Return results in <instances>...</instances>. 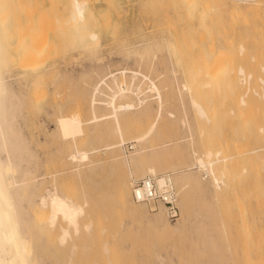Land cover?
I'll return each mask as SVG.
<instances>
[{
    "label": "rangeland",
    "instance_id": "1",
    "mask_svg": "<svg viewBox=\"0 0 264 264\" xmlns=\"http://www.w3.org/2000/svg\"><path fill=\"white\" fill-rule=\"evenodd\" d=\"M80 1L84 15L75 24L68 19L72 0L5 2L10 54L1 72L11 89L2 100L8 111L13 109L9 114L14 117L7 112L5 122L14 123L15 132H0L5 140H0V160L10 161L3 170L9 177L5 183L15 190L19 214L31 203L43 206L40 196L55 192L81 203L79 220L92 222L90 230L72 232L61 245L55 231L39 226L38 209L30 205L31 214L25 209L29 216L20 214L28 218L24 221L35 215L30 229H36V237L24 228L30 221L22 229L24 239H37V247L26 239L30 264H247L248 249L247 255L261 256L259 264H264V0ZM91 30L95 40L87 36ZM104 76L113 87L129 84L134 92L117 103L135 105L122 115L124 143L106 150L103 144L117 142L120 135L111 117L92 120L90 104L93 86ZM151 81L162 94L159 116ZM105 83L97 95L98 115L111 111L106 102L117 89ZM61 116H78L81 135L63 137ZM154 121L153 132L137 141ZM92 144L102 146L89 160L70 159L76 147L91 151ZM130 156L139 163H131ZM197 157L205 165L199 166ZM10 163L14 169H8ZM150 164L159 174L173 175L177 219H169L162 207L133 200V177L150 174L144 173ZM27 170L32 174L23 173ZM125 179L130 203L142 209L139 217L111 210L119 181ZM23 183L31 190L35 186L31 201L21 196L25 190L19 192Z\"/></svg>",
    "mask_w": 264,
    "mask_h": 264
},
{
    "label": "bare ground",
    "instance_id": "2",
    "mask_svg": "<svg viewBox=\"0 0 264 264\" xmlns=\"http://www.w3.org/2000/svg\"><path fill=\"white\" fill-rule=\"evenodd\" d=\"M83 1V0H82ZM187 1V0H186ZM191 0H189V2H190ZM194 0H192L191 2H193ZM6 0H0V105H1V107H0V132L1 133H3V132H8V134L9 135H12L13 133H15V132H13V125H14V123H13V121L12 120H10V121H12V123H13V125L12 124H9V123H6L5 121H6V119H7V115H6V113L8 112V114H9V112L11 113V110H13V109H9V111L7 110V108L8 107H4V105H3V103H5V102H3V100H2V95H3V93L5 94V92H7V91H9L11 88H10V84H8V82H10V81H8L7 80V78L4 80V76H3V74L2 73H4L3 71L1 72V67L4 65V64H6V62H7V57H8V55L10 54V51L7 49V45H6V41H7V38H6V34H5V30L7 29V24H8V14L4 11L5 10V6H6ZM88 8V7H87ZM84 15V3L83 2H81L80 0H72V11H71V14H70V16H69V21H71L72 22V24H75V23H79L80 21H81V18H82V16ZM257 15V14H256ZM262 15H264V14H262ZM261 17V16H260ZM263 20V19H262ZM67 22V21H66ZM251 22H253V21H251ZM68 23V22H67ZM252 25H253V23H251ZM251 25V26H252ZM255 25V24H254ZM257 25V24H256ZM254 27H256V26H254ZM253 27V28H254ZM259 28V27H258ZM257 30V29H256ZM253 33H255V30H254V32ZM258 32L256 31V34H257ZM88 38L90 37L91 39H96V36H97V33H95L94 31H90L89 33H88ZM255 37V36H254ZM256 37H257V35H256ZM94 39V40H95ZM120 39V38H119ZM252 39H255V38H252ZM257 39V38H256ZM87 40H89V39H87ZM90 45V44H89ZM211 48V47H210ZM213 50H214V47H213ZM216 50V49H215ZM8 51H9V53H8ZM208 51H211V50H208ZM218 51V50H217ZM220 51V50H219ZM218 51V52H219ZM211 53V52H210ZM217 53V52H216ZM213 56H214V54H213ZM214 61V60H213ZM218 62H223V60L222 61H218ZM10 68V67H9ZM223 69V68H222ZM224 69H226V68H224ZM5 70H8V69H5ZM228 70V69H227ZM9 71V70H8ZM11 71V70H10ZM32 71V70H31ZM34 71V70H33ZM133 72V71H132ZM222 72V71H221ZM113 73V72H112ZM120 73H121V71H120ZM220 73V72H219ZM5 74V73H4ZM7 74V73H6ZM31 74V73H30ZM111 74V73H110ZM110 74H109V76H110ZM122 74L123 75H125V71H123L122 70ZM117 75V74H116ZM121 75V74H120ZM119 75V76H120ZM134 75H136V73L135 72H133V76ZM218 75V74H217ZM10 76V75H9ZM31 76V75H30ZM106 76H107V73H106ZM112 77L111 78H113V80H118V83H116V84H121V83H119V79H117V77L115 76V74H112L111 75ZM132 76V77H133ZM105 77V76H104ZM104 77H102L101 79H100V81H101V83H100V81H97V83L93 86V89H92V91H91V94H90V104L92 105L91 107V113H92V115H93V117H92V120H94V121H100V120H103L104 121V119H108V117H111L112 118V120L114 121V125H115V129H116V131H117V133L120 135V138H119V140L117 141V142H107L106 144H103L104 146V149L106 150V149H115V147H118V146H122V144L124 143V141H125V138H124V136H123V134H124V128H123V114H125V113H128V112H130V110H132L134 107H135V105H134V103L133 102H130V101H127V102H125V103H117V99L118 98H120V97H124V96H126L129 92H134V90H132V89H130V87L128 86V85H125V83L123 82V84H124V86L123 87H121L120 85H115L114 87L112 86V84L111 83H109L108 82V84H109V87H110V85H111V87H113V88H115L116 86H117V89L115 88L114 90L113 89H111V90H113V95L111 94V99L110 100H108L107 102H106V104H108V106L111 108V111L109 112V113H107L109 116H106L107 114H105V113H103V115H98L97 114V112H96V106H97V104H99L100 106H101V103L99 102L100 100V98H98L97 97V95L98 94H100L101 92H102V90H101V84L103 83H105L106 82V77L104 78ZM146 77V76H145ZM223 77V76H222ZM110 78V79H111ZM214 78H215V76H214ZM108 79V78H107ZM218 79V78H217ZM216 79V80H217ZM223 79V78H222ZM6 80L8 81V82H6ZM108 81V80H107ZM112 80H110V82H111ZM117 82V81H116ZM222 82V81H221ZM108 84H106L105 83V85H107L108 86ZM127 84V83H126ZM234 84V83H233ZM12 86V85H11ZM149 87H150V89L151 90H154L155 92H156V98L158 99V110H157V116H159L160 114H161V109H162V94H161V91L159 90V88L157 87V85H156V83L155 82H153V81H151V84L149 85ZM132 88V87H131ZM139 88V87H138ZM102 89H104V88H102ZM136 89V88H135ZM137 91L139 90V89H136ZM241 90V89H240ZM12 91V90H11ZM136 91V92H137ZM12 92H14V91H12ZM12 92H11V94H12ZM16 92V91H15ZM112 93V92H111ZM138 93V92H137ZM7 94H8V92H7ZM6 94V95H7ZM14 94V93H13ZM17 94V93H16ZM110 94V93H109ZM240 94V93H239ZM8 96V95H7ZM10 96V95H9ZM12 97H13V95H11ZM14 96H16V95H14ZM17 98H19L18 96H16ZM108 97H109V95H108ZM11 98V97H10ZM6 99H8L7 97H6ZM6 99H5V101H6ZM12 99V98H11ZM106 99V98H105ZM231 99V98H230ZM250 99V98H249ZM9 100V99H8ZM14 100V99H13ZM99 100V101H98ZM104 101V100H103ZM8 102H10L11 104H12V102L9 100ZM142 100H140V102L139 103H141L142 104ZM235 102V101H234ZM6 103H7V101H6ZM7 104H9V103H7ZM14 104V103H13ZM13 104H12V106H13ZM195 104H197V103H195ZM6 105V104H5ZM99 105H98V107H99ZM199 105V104H198ZM9 106V105H8ZM11 106V105H10ZM9 106V107H10ZM11 106V107H12ZM10 107V108H11ZM200 107V106H199ZM251 107V106H250ZM14 108V107H13ZM102 108H104V107H102ZM106 108V107H105ZM99 109V108H98ZM241 109V108H240ZM240 109H239V111H240ZM248 109V108H247ZM242 110V109H241ZM200 112H202L203 114H204V110L203 109H201L200 108V110H199ZM235 111H236V109H235ZM243 111V110H242ZM263 112V111H262ZM261 112V113H262ZM264 114V113H263ZM9 115H11V114H9ZM13 115V114H12ZM12 115H11V117H12ZM102 116V117H101ZM13 117H14V115H13ZM240 117V116H239ZM9 118V117H8ZM251 118V117H250ZM250 118L248 119V121L250 120ZM2 120H4V121H2ZM245 120H247V119H245ZM8 121V120H7ZM89 121V120H88ZM88 121H87V123H88ZM15 122V121H14ZM90 122V121H89ZM93 122V121H92ZM253 122V121H252ZM58 123H59V130H61L60 132L62 133V136L63 137H65V136H72V137H76V135L78 134H80L83 130H82V128H83V123H82V121L80 120V118L77 116H61L60 118H59V120H58ZM91 123V122H90ZM89 123V124H90ZM97 122H95V124H96ZM155 124H156V122L154 121L153 122V124L144 132V133H142L141 135H138V136H136V140L137 141H141V140H143V139H145L147 136H149L152 132H153V130H154V128H155ZM12 125V126H11ZM91 125H92V123H91ZM97 125H99V124H97ZM96 125V126H97ZM13 127V128H12ZM15 130V129H14ZM17 131H18V129H17ZM16 131V132H17ZM7 134V133H6ZM19 134V133H18ZM100 134H102V133H100ZM16 135V134H15ZM81 135V134H80ZM99 135V134H98ZM1 136V135H0ZM2 136H4V135H2ZM6 136V135H5ZM18 136V135H17ZM103 136V135H102ZM19 137V136H18ZM95 138V137H94ZM102 138V137H101ZM100 138V136L99 137H97V139L99 140V139H101ZM4 138H2V139H0V140H3ZM7 139V138H6ZM14 139H17V142L16 143H19L20 141H18L19 140V138H14ZM89 139V138H88ZM8 140L9 139H7V142H8ZM13 140V139H12ZM3 141H5V140H3ZM9 141H11V139L9 140ZM91 141V140H90ZM2 142V141H1ZM0 142V143H1ZM97 142H99V141H97ZM6 143V142H5ZM11 143H13V142H11ZM15 143V144H16ZM7 144H9V143H7ZM94 144V143H93ZM93 144H92V149H91V151L90 150H88V149H84V148H78V147H74L75 148V150H74V152H71L70 154H71V156H70V159H71V157H72V159H74V158H77V159H75V160H78L79 159V161H85V159L87 160L88 159V157H89V154L90 153H93V150L95 151L96 149H97V151H98V148L100 147V146H102V145H95L94 147H93ZM4 145V142H3V144L1 143V146H3ZM166 145V144H165ZM5 146H6V144H5ZM10 145H7V147H9ZM16 147H17V144L15 145ZM19 146V145H18ZM24 146V145H23ZM91 146V145H90ZM99 146V147H98ZM20 147V146H19ZM6 148V147H5ZM4 148V149H5ZM13 148V147H12ZM22 148V147H21ZM91 148V147H90ZM11 149V148H10ZM9 149V150H10ZM14 149V148H13ZM13 149H11V151L13 150ZM15 149H17V148H15ZM14 149V150H15ZM100 149V148H99ZM6 150H8V148L6 149ZM118 150V149H117ZM141 150V149H140ZM139 149H138V151L137 150H135L136 152H135V154H140L141 153V151H140ZM13 152H15V151H12V153ZM134 152V151H133ZM9 153H11V152H9ZM24 153V152H23ZM210 153V152H209ZM220 153V152H219ZM19 154V153H18ZM17 153H16V155H18ZM28 154V153H27ZM245 154V153H244ZM15 155V156H16ZM20 155V154H19ZM19 155H18V159H19ZM133 155V157L135 156V157H137V155H134V153L132 154ZM10 155H8V157H9ZM14 156V157H15ZM118 156V155H117ZM29 156H27V158H28ZM116 157V156H115ZM115 157H113V160H114V158ZM125 157H127V156H125ZM131 157L132 156H130V157H128L129 159H130V161H131V163H133V161H135L133 158H132V160H131ZM138 158V157H137ZM2 159V158H1ZM20 159H21V157H20ZM20 159H19V161H20ZM71 159V160H72ZM122 159V158H121ZM124 159V158H123ZM129 159H127L128 161H129ZM8 160V158L6 159V161ZM26 160V159H25ZM89 160V159H88ZM116 160V159H115ZM120 160V159H119ZM118 160V161H119ZM137 160V159H136ZM216 160V159H215ZM220 159H218V161H219ZM5 161V162H6ZM83 161V162H84ZM126 161V160H125ZM138 161V160H137ZM137 161H135V163H137ZM196 161L199 163V166L201 165H205V162L203 161V159L201 158V157H197L196 158ZM195 161V162H196ZM213 161V160H212ZM217 161V160H216ZM8 162H10L9 160H8ZM8 162H6V163H8ZM14 162V161H13ZM16 162V161H15ZM89 162V161H88ZM93 162V161H92ZM4 163V162H3ZM2 163V161L0 160V264H30V262L32 261V259H31V261L29 262V255L32 253V252H29V248H28V246H27V243H26V239H29V238H26V239H24V232H22V229H24V228H26L25 230H27V231H29L30 232V225H32V223H33V221H34V219H35V215H34V218H33V216H32V218H33V220L32 219H29V221H30V223L31 224H29V230L27 229V227H24L23 228V226H28L27 224H26V222H29V221H24V220H28V218L27 219H25V216H24V219L20 216V214L22 213V212H26L27 211V209L28 208H30L29 209V212H30V210L32 209L31 207L33 206V204L31 203V204H29V207H28V205L26 206L27 207V209L25 208V206H23L24 208L22 209V210H24V211H20V214L17 212V209L19 208V206H16V204L19 202V201H16L18 198H16V193H15V190H10L11 189V187L9 188L8 186H7V184L5 183V180H4V178H8V180H9V177L8 176H6V175H4L3 174V170H4V168L6 167L5 165H6V163L5 164H3ZM17 163V162H16ZM119 163V162H118ZM139 163V162H138ZM137 163V164H138ZM209 164H212L213 162H208ZM214 163H215V161H214ZM14 164V163H13ZM11 165V163L10 164H8L9 166H8V169L10 168V165L11 166H13V168H10V169H14L15 168V165ZM101 164V163H100ZM127 164V163H126ZM129 164V163H128ZM142 164V163H141ZM18 165H19V163H18ZM131 165V164H130ZM253 165V164H252ZM20 166V165H19ZM134 164L132 165V168H134ZM93 167V166H92ZM128 167V166H127ZM129 167H131V166H129ZM128 167V168H129ZM141 167H143V166H141ZM257 167V166H256ZM19 168V167H18ZM89 168H91V167H89ZM137 168H138V166L137 167H135V169L137 170ZM139 169H141L140 168V166H139ZM79 170V169H78ZM131 170V169H130ZM142 170V169H141ZM9 171V170H8ZM31 170H27V171H22L23 173H25L26 172V174L28 173L29 175L30 174H32L31 172H30ZM132 172H133V170H131ZM140 171V170H139ZM150 173V174H147V175H155V176H157V181H158V183H159V185L160 186H164L165 185V183H166V179H167V176H166V174H159L158 172H157V169H156V167H155V164H153V165H149L148 167H147V169L145 170L144 169V173ZM175 171V170H174ZM174 171H172L173 173H174ZM177 171V170H176ZM22 172H20V173H22ZM80 172V171H79ZM5 173V172H4ZM130 173V175L131 174H133V173H131V172H129ZM137 173V172H136ZM143 173V172H142ZM158 173V174H157ZM25 174V175H26ZM261 174V173H260ZM8 175H10V174H8ZM21 175L22 174H20V176L19 177H21ZM24 175V174H23ZM24 175V176H25ZM28 175V176H29ZM141 175V174H140ZM172 175V173L170 174V172H169V176L172 178L173 177V175ZM6 176V177H5ZM13 176V175H12ZM27 176V177H28ZM146 176V175H145ZM15 177H17V176H15ZM26 177V176H25ZM24 177V178H25ZM30 177V176H29ZM28 177V178H29ZM32 177V176H31ZM22 178H23V176H22ZM24 178H23V180H24ZM15 179V178H14ZM17 179V178H16ZM31 179V178H30ZM29 179V180H30ZM215 179V178H214ZM13 180V179H12ZM25 180H26V178H25ZM24 180V181H25ZM126 180V179H125ZM135 179H134V177H133V180H132V183H133V181H134ZM172 180L174 181V179L172 178ZM16 181V180H15ZM18 181V180H17ZM19 181H20V179H19ZM18 181V182H19ZM22 181V180H21ZM23 181V182H24ZM28 180H26V182H27ZM216 180H214V182H215ZM14 182V181H13ZM25 182V183H26ZM29 182V181H28ZM30 182H31V180H30ZM29 182V183H30ZM128 180H126V181H124V180H120L119 181V184H118V188H117V190H116V192H115V199L116 200H114L113 202L115 203H113V204H111L112 206H111V210L113 211V212H117V209H118V211H123V212H125V211H127V213L128 214H131L132 213V215H133V213L135 214V213H137V214H135V215H137L138 217L139 216H141L139 213H141L142 211V209L140 210V208L139 207H135L134 205H132L131 203H130V200H129V188H128ZM217 182V181H216ZM9 183V182H8ZM17 183V182H16ZM32 183V182H31ZM15 184V183H14ZM103 184V183H102ZM11 185H12V183H11ZM19 185V184H18ZM22 184H20L19 185V187H21V191L19 190V192H22L23 190H25V192L24 193H20L21 194V196L23 195V197H25L28 201H31L32 200V197H33V192L32 191H34V190H36V189H34L35 188V186H34V190L32 189H29L27 186H24V183H23V187L24 188H26V189H24V188H22V186H21ZM26 185H28V183L26 184ZM32 185V184H31ZM100 186V185H99ZM18 187V186H17ZM99 190H100V188H99ZM48 191V190H47ZM34 192H36V191H34ZM104 192V191H103ZM132 192V191H131ZM177 192H178V190H177ZM47 193V192H46ZM20 194H18L17 193V197H18V195H20ZM36 194H37V192H36ZM40 194V193H39ZM21 196H19L20 198V200H21ZM42 196H44L43 194L40 196L41 197V204L43 205V206H36V200H33L34 202H35V207L38 209V215H37V220L39 221V223H40V225L39 226H41V227H43L44 229V231L46 232V231H49V229H52V232L53 231H55V233L57 234V237H54V235L55 234H53V237L54 238H57L56 239V241H58V243H60L61 245L63 244L64 245V243L67 241V239H68V237L69 236H71V235H73V234H71L72 232L74 233H78V232H80L81 231V229H83L84 230V228H87L88 230H90L89 228H91V224H92V222L91 221H85V222H83V223H81V220H79L80 218V215H82V214H80V213H82V211L84 210V207L82 206V204L81 203H78V202H76L75 200H74V198L73 199H70V197L68 198L67 196V198H65L64 196H62L61 197V195H58L57 193H51V196H47V198H45V197H42ZM264 196V195H263ZM36 197L38 198V195H36ZM39 197V198H40ZM25 198H24V202L26 201L25 200ZM134 200V199H133ZM28 201H26V202H28ZM116 201V202H115ZM135 201V200H134ZM17 202V203H16ZM87 202V201H86ZM135 202H137V201H135ZM84 203V202H83ZM139 203V205H140V203L141 204H143L144 205V202H138ZM263 203V202H262ZM19 204H23V203H19ZM146 204V203H145ZM18 205V204H17ZM20 205V206H21ZM30 205H32L31 207H30ZM38 205V204H37ZM33 206V207H34ZM22 207V206H21ZM34 207V208H35ZM47 208L46 210L44 209V208ZM119 207V208H118ZM17 208V209H16ZM35 208V209H36ZM160 208V207H159ZM21 209V208H20ZM25 209H26V211H25ZM161 210V209H160ZM33 212V211H32ZM32 212H30V214L32 213ZM28 213V212H27ZM85 213V212H84ZM126 213V212H125ZM158 213V212H157ZM30 214H26L25 213V215L26 216H29ZM142 214V213H141ZM22 215H23V213H22ZM157 215V214H156ZM58 216H59V218H58ZM57 218L58 219H60V221L58 220L57 221ZM136 218V217H135ZM141 218V217H140ZM140 218H137V219H140ZM32 220V221H31ZM62 220H63V222H62ZM141 221V220H140ZM260 221H261V219H260ZM35 222H36V220H35ZM142 222V221H141ZM163 223V222H162ZM34 224V223H33ZM37 224H38V222H37ZM33 226V225H32ZM38 226V225H37ZM261 226V225H260ZM33 228V227H32ZM34 228H37V227H34ZM47 229V230H46ZM53 229H56V230H53ZM34 230V229H33ZM39 230V229H38ZM37 230V231H38ZM57 230H58V232H57ZM27 231L25 232V236L27 235L26 233H27ZM35 232H36V229L34 230ZM34 231L32 232V230H31V232H32V234H31V232H30V236L31 237H36L35 236V234H34ZM42 231V230H41ZM43 231V232H44ZM87 231V230H86ZM28 232V233H29ZM44 232V233H45ZM261 232V231H260ZM39 233V232H38ZM37 233V234H38ZM49 233V232H48ZM46 235H47V233H45ZM80 234V233H79ZM250 234V233H249ZM29 235V234H28ZM40 235V234H39ZM38 235V240H40V241H38V243H40L41 242V238H39L40 236ZM50 235V234H49ZM75 235V234H74ZM30 236H26V237H30ZM43 235H41V237H42ZM48 236V235H47ZM251 236H253V235H251ZM33 237V238H34ZM73 237V236H72ZM32 238V239H33ZM70 238V237H69ZM36 240L37 239H35L34 241H35V243L33 244L32 242H34V241H32L31 239H29V243L31 244H33L34 246H36L37 247V245H35L36 244ZM32 241V242H31ZM43 241V240H42ZM44 241H45V238H44ZM43 241V242H44ZM45 243V242H44ZM31 244V245H32ZM43 244V243H42ZM41 244V246L43 247V245ZM59 244V245H60ZM31 245H29V246H31ZM32 245V246H33ZM60 245V246H61ZM75 245V244H74ZM35 247V248H36ZM38 247H40V245H38ZM42 247H40V248H42ZM43 249V248H42ZM30 250H31V247H30ZM104 250H105V248H104ZM34 252V251H33ZM43 252V251H42ZM247 253H249V249H248V251H247ZM247 253H246V251H245V254H246V256H248V257H246L245 258V260L247 261V264H259V260H261V256H258L259 258H255L254 260H253V258H251L250 257V254H248L247 255ZM258 253V252H257ZM29 254V255H28ZM69 254H70V252H69ZM31 256V255H30ZM256 256V257H257ZM33 257V256H32ZM35 260V259H34ZM263 261V260H262ZM254 262V263H253ZM34 263V262H33ZM38 264V263H37ZM67 264H71V263H67Z\"/></svg>",
    "mask_w": 264,
    "mask_h": 264
},
{
    "label": "built area",
    "instance_id": "3",
    "mask_svg": "<svg viewBox=\"0 0 264 264\" xmlns=\"http://www.w3.org/2000/svg\"><path fill=\"white\" fill-rule=\"evenodd\" d=\"M166 176L164 186L159 185L155 175L137 178L132 183L131 193L135 201L144 202L153 209L162 207L166 216L174 220L180 215L179 196L172 178L169 174Z\"/></svg>",
    "mask_w": 264,
    "mask_h": 264
}]
</instances>
